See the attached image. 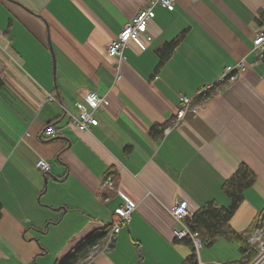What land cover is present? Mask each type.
<instances>
[{"label": "crops", "instance_id": "obj_1", "mask_svg": "<svg viewBox=\"0 0 264 264\" xmlns=\"http://www.w3.org/2000/svg\"><path fill=\"white\" fill-rule=\"evenodd\" d=\"M153 1L0 0V264H60L79 239L115 220L119 194L135 206L128 226L83 264H198L188 261L192 245L174 239L170 209L181 200L192 213L228 207L222 186L241 164L255 182L230 226L245 234L262 217L264 60L252 40L264 30V0L155 4L151 40L140 35L141 45L129 41L119 59L108 57L109 43ZM173 41L159 65L156 50ZM239 62L245 69L221 81ZM89 92L109 106L79 132L67 112ZM181 97L196 110L176 122ZM48 125L54 138L43 134ZM153 125L164 126L160 136L150 135ZM39 159L48 173L35 168ZM107 173L114 192L101 190ZM227 242L236 255L205 254L199 264H238L240 246Z\"/></svg>", "mask_w": 264, "mask_h": 264}, {"label": "built area", "instance_id": "obj_2", "mask_svg": "<svg viewBox=\"0 0 264 264\" xmlns=\"http://www.w3.org/2000/svg\"><path fill=\"white\" fill-rule=\"evenodd\" d=\"M175 2L176 0H156L140 9L131 21L124 25L116 38L109 43L106 49L107 56L113 59H119L123 49L129 41L141 45V41L139 40L140 35H145L146 40L150 41L151 37L147 35V27L149 21L155 16V4H158L163 9L172 10ZM252 53L258 60H264V30L259 31L254 36L252 40ZM244 69L245 65L243 62L226 67L221 81L234 80L237 74ZM198 96L205 98L206 90L200 91ZM180 105L181 107L176 113V122L182 121L189 109L193 112L196 110V107L192 106V99L189 97H181ZM108 106L109 100L106 97L100 96L96 92H89L85 97V102L77 105L75 113L67 112L69 123L75 126L79 132H88L91 128L98 125L96 114ZM43 134L47 137L54 138L57 136L58 131L52 126H47ZM35 168L46 174L50 170V164L44 159H39L35 163ZM101 190L105 192L115 191L114 175L112 173H107L103 178ZM119 196L122 198V203L114 212L116 218L112 222V226L106 235L104 245H102V249L105 250L113 245L120 230L128 226L135 211V206L131 202L121 194H119ZM106 200H108L107 197L105 198V201ZM170 215L175 224L172 229L174 239L178 241L189 240L197 256L203 244L199 233L192 231L186 225L185 221L193 215L192 211L188 208L187 202L185 200L178 201L170 209ZM246 240L255 251V256L248 264H264V216L256 220L251 230L247 233ZM99 249L100 245L94 247L95 252Z\"/></svg>", "mask_w": 264, "mask_h": 264}, {"label": "trees", "instance_id": "obj_3", "mask_svg": "<svg viewBox=\"0 0 264 264\" xmlns=\"http://www.w3.org/2000/svg\"><path fill=\"white\" fill-rule=\"evenodd\" d=\"M177 41L165 44L162 48L156 50L159 58V65H162L170 57ZM50 126V125H48ZM164 126L153 125L150 129L152 137H158L162 134ZM255 182V174L245 164H241L236 172L222 186V192L229 199V206L226 208H217L213 203H207L198 211L194 212L192 217L187 219L186 225L200 235L203 247H212L217 241L225 239L235 241L240 246L243 259L238 264H248L255 256V251L247 243L245 234L237 233L230 226V220L240 207L244 200V192ZM2 207L0 205V218ZM264 216V213L262 214ZM112 223L104 224L103 227L95 229L90 234L79 239L66 253L63 262L60 264H83L94 252V247L102 244L109 232ZM189 243L190 241L187 240ZM191 244V243H190ZM196 258L193 248V255L189 258Z\"/></svg>", "mask_w": 264, "mask_h": 264}, {"label": "rangeland", "instance_id": "obj_4", "mask_svg": "<svg viewBox=\"0 0 264 264\" xmlns=\"http://www.w3.org/2000/svg\"><path fill=\"white\" fill-rule=\"evenodd\" d=\"M233 246L235 245L222 239L220 240V242L218 241V243L211 248H208V247L200 248V250L198 251L197 258H196L198 261V264H199V257L203 261L205 254L211 256L214 259L219 260L220 262H222V260L226 256L233 257L234 255H236V250H233ZM34 264H36V261L34 262Z\"/></svg>", "mask_w": 264, "mask_h": 264}]
</instances>
